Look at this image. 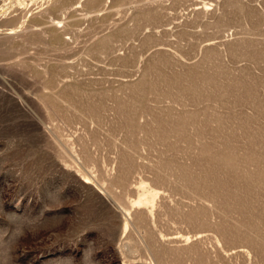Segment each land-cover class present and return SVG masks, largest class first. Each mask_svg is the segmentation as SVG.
<instances>
[{
	"label": "rangeland",
	"instance_id": "obj_1",
	"mask_svg": "<svg viewBox=\"0 0 264 264\" xmlns=\"http://www.w3.org/2000/svg\"><path fill=\"white\" fill-rule=\"evenodd\" d=\"M0 264H264V0H0Z\"/></svg>",
	"mask_w": 264,
	"mask_h": 264
},
{
	"label": "bare ground",
	"instance_id": "obj_2",
	"mask_svg": "<svg viewBox=\"0 0 264 264\" xmlns=\"http://www.w3.org/2000/svg\"><path fill=\"white\" fill-rule=\"evenodd\" d=\"M85 183H86V184H89L90 182H88V181H85Z\"/></svg>",
	"mask_w": 264,
	"mask_h": 264
}]
</instances>
